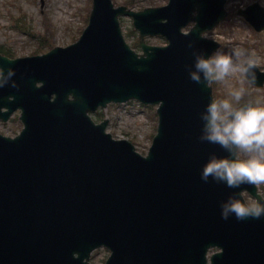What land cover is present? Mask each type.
<instances>
[{
  "label": "water",
  "instance_id": "1",
  "mask_svg": "<svg viewBox=\"0 0 264 264\" xmlns=\"http://www.w3.org/2000/svg\"><path fill=\"white\" fill-rule=\"evenodd\" d=\"M224 1L169 0L131 11L93 0L74 44L17 59L0 54V108L11 95L25 123L15 139L0 136V264H91L100 245L111 249L105 264H206L211 246L221 248L212 264H264V214L237 218L227 210L230 199L244 201L242 190L264 204L255 184L229 187L200 174L210 156H234L201 138L211 86L202 74L200 82L189 76L194 53L218 47L201 33L225 15ZM121 13L133 17L143 54L124 42ZM242 13L264 27V8ZM157 33L167 46L142 42ZM131 98L159 104L145 157L88 116Z\"/></svg>",
  "mask_w": 264,
  "mask_h": 264
},
{
  "label": "rangeland",
  "instance_id": "2",
  "mask_svg": "<svg viewBox=\"0 0 264 264\" xmlns=\"http://www.w3.org/2000/svg\"><path fill=\"white\" fill-rule=\"evenodd\" d=\"M115 4L131 5L140 9L147 5H162L167 0H113ZM247 0H227L226 7L233 12L227 20L205 33L206 36L221 42V50L230 51L233 46L249 50L260 68H264V31H254L247 22L237 15L236 8L244 7ZM91 0H0V47L11 51L14 56H24L47 51L53 45L64 46L75 41L87 24ZM122 33L132 44L137 31L132 26L130 16L120 18ZM191 25V24H190ZM188 25L185 29H188ZM150 44H163L159 36L147 37ZM51 44V45H50ZM243 87L245 97L252 96L258 105H264V85L255 87L244 81L239 73H232L223 81L213 82V96L226 97L233 88ZM93 116L96 121L108 119L107 130L113 137L126 138L136 149L146 153L156 131L157 117L155 106L143 105L136 101L125 104L110 103ZM17 119L0 124V130L12 134L19 129ZM264 193V183L261 186ZM249 198V197H247ZM250 201L251 199H247ZM213 250H210L211 252ZM109 252L100 248L93 256L95 264H104Z\"/></svg>",
  "mask_w": 264,
  "mask_h": 264
},
{
  "label": "clouds",
  "instance_id": "3",
  "mask_svg": "<svg viewBox=\"0 0 264 264\" xmlns=\"http://www.w3.org/2000/svg\"><path fill=\"white\" fill-rule=\"evenodd\" d=\"M247 2L251 3L253 0ZM255 2L264 7V0ZM193 63L194 68L189 69L190 78L200 82L202 74L207 85L223 81L232 73H239L245 79L251 78V81L256 78L257 61L242 46H233L231 52L219 48L207 55L196 52ZM245 91L243 87L233 88L226 97L210 99L206 111L201 114L204 120L201 138L234 152L231 158L210 156L203 163L200 172L205 180L209 176L222 179L229 187L242 182L264 183V105L244 100ZM227 210L237 218L258 217L264 214V204L232 198L227 203ZM224 215H227V211Z\"/></svg>",
  "mask_w": 264,
  "mask_h": 264
}]
</instances>
